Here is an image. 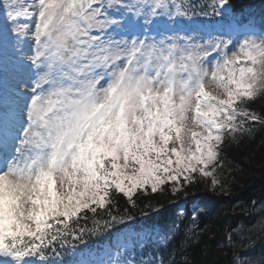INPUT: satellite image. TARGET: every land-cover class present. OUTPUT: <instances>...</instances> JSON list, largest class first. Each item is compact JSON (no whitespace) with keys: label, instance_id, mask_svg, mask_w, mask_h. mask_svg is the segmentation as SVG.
Returning a JSON list of instances; mask_svg holds the SVG:
<instances>
[{"label":"snow or ice","instance_id":"6c2138e0","mask_svg":"<svg viewBox=\"0 0 264 264\" xmlns=\"http://www.w3.org/2000/svg\"><path fill=\"white\" fill-rule=\"evenodd\" d=\"M197 7L0 0V264H175L164 249L183 209L146 232L116 197L224 191L226 141L264 127L249 107L264 97V13L257 25L233 0ZM197 16L217 26H182ZM92 235L109 237L103 255L86 251Z\"/></svg>","mask_w":264,"mask_h":264},{"label":"trees","instance_id":"16d2710c","mask_svg":"<svg viewBox=\"0 0 264 264\" xmlns=\"http://www.w3.org/2000/svg\"><path fill=\"white\" fill-rule=\"evenodd\" d=\"M209 3V0H199ZM238 9L247 14H256L258 23L264 13V0H233ZM249 107L264 113V97L251 103ZM227 168L222 178L226 189L215 191L210 189L206 181L187 185L180 192L173 193L169 185L163 190L151 193L138 191L135 196L136 206L132 207L122 195L117 196L119 211L125 209L134 217L135 223L143 222L142 227L153 228L157 223L169 225L182 205H191L198 201L204 209L196 219L198 228L195 234L192 213L187 212L178 220L179 231L164 249V256L175 257V264H230L233 254L244 256L254 251L259 261H264V248L261 241L264 238V127L255 125L252 135L240 137L235 142L226 141L224 145ZM183 183V182H181ZM255 202V203H254ZM97 219L107 217L103 210L98 209ZM90 229L92 220L86 222ZM119 227H123L122 225ZM231 233L232 242L228 245L227 235ZM117 233L112 232L111 238ZM88 249L97 254V249L109 241V237L85 236ZM83 247V245H80ZM254 262H257L254 260Z\"/></svg>","mask_w":264,"mask_h":264}]
</instances>
